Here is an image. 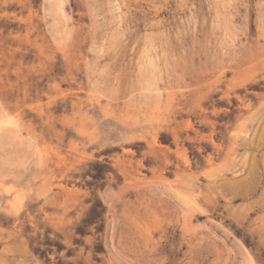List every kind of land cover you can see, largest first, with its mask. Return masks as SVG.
Here are the masks:
<instances>
[{"label": "rangeland", "instance_id": "obj_1", "mask_svg": "<svg viewBox=\"0 0 264 264\" xmlns=\"http://www.w3.org/2000/svg\"><path fill=\"white\" fill-rule=\"evenodd\" d=\"M0 264H264V0H0Z\"/></svg>", "mask_w": 264, "mask_h": 264}]
</instances>
